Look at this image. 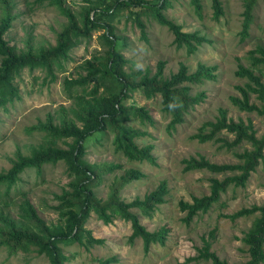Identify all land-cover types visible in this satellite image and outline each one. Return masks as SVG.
I'll list each match as a JSON object with an SVG mask.
<instances>
[{"label": "rangeland", "instance_id": "obj_1", "mask_svg": "<svg viewBox=\"0 0 264 264\" xmlns=\"http://www.w3.org/2000/svg\"><path fill=\"white\" fill-rule=\"evenodd\" d=\"M11 1L14 4L12 13H17L18 16L5 36L9 45L24 48L27 40L33 49L54 45L55 36L65 23V18L54 7L46 4L38 6L33 0ZM64 1L75 11L84 4L82 0ZM168 1L170 6L163 11L164 15L179 24L183 32H197L205 38L198 49L187 54L184 48H175L170 31L151 19L142 18L146 39H141L139 29L130 21L121 18L114 21L119 33L126 38L127 45L121 52L131 61L130 66L134 70L147 69L153 74L157 62L163 61V76L168 77L177 71L179 64H184L188 72L192 73L200 63L215 67L212 72L214 78L190 85L189 93H201L203 98L187 109L183 114V122L177 124L173 130L167 128L170 116L161 111L159 95L146 99L140 90H136L125 101L128 106L133 104L144 107L152 118L151 124H141L137 120L128 124L145 134L136 139L137 144L153 145L154 165L128 161L114 152L112 135L108 133L100 137L99 141L91 139L86 142L85 156L89 162L119 164L121 168L115 170L113 175L128 169H136L142 174V177L125 184L118 191L119 198L125 202L135 198L142 199L145 194L156 190L160 183H165L164 202L157 205L150 216L145 217L137 209L134 210L147 231L166 229L163 243L155 242L145 249L140 239H129V222L115 218L104 224L91 213L84 228L91 232L95 240H101L102 243L88 248L77 243L62 245L63 252L69 257L65 264H98L99 261L107 259L112 260L109 264H212L210 261L192 259L197 256V250L202 248L203 240L209 242L210 251L227 264L244 263L249 259L247 246L241 239L258 216V212L235 220H231L229 216L241 209L261 206L264 203V158L249 175L244 187L229 186L208 212L195 215L188 223L184 220L185 213L179 211L177 203L180 200L190 202L192 197L208 195L209 179L222 180L232 175L211 174L205 170L185 171L182 160L190 157L199 159L201 156L218 165H234L238 163L234 153L250 148L249 144L242 143L228 150L225 146L220 147L221 142H199L193 137L205 122L217 118L220 108L226 110L227 118L234 122L250 120L256 136H264V115L240 112L229 101L230 96H238L236 86H243L246 82L234 75L237 66L249 67L250 52L257 47L264 48V0L253 1L247 35L243 39L240 34L247 0H220L223 15L218 20L212 18L210 0H199L202 7L201 17L196 15L191 0ZM100 34L101 31L93 32L91 39L82 41L71 50L69 60L64 62V69L55 70L54 81L41 69L24 68L16 77L20 99L8 105L6 112L0 111V172L10 168L16 151L28 154L31 146L42 141L41 133L29 132L32 126L44 122L46 116L54 113L58 106L69 104L62 80L64 77L75 76L76 66L100 50L97 38ZM257 70L259 72L254 70V73L260 75L264 83V67ZM249 102L259 105L255 94L249 97ZM216 138L231 141L233 135L220 132ZM19 178L8 193L0 186V213L17 218L18 204L22 197H27L46 224L55 223L58 219L57 212L53 209L57 205L55 195H59L62 189H67L70 181L64 163L44 165L40 174L34 168H28ZM111 179L112 174H108L96 188L100 198L106 197L107 184ZM0 264L49 262L46 257L37 255L34 251L10 253L2 246Z\"/></svg>", "mask_w": 264, "mask_h": 264}, {"label": "trees", "instance_id": "obj_2", "mask_svg": "<svg viewBox=\"0 0 264 264\" xmlns=\"http://www.w3.org/2000/svg\"><path fill=\"white\" fill-rule=\"evenodd\" d=\"M79 10H73L64 0H33L41 6L54 7L65 18V23L55 36L54 45L47 48L33 49L29 40L24 48L9 45L5 36L13 20L18 16L12 13L14 4L11 0H0V111L6 112L7 106L20 99L15 79L24 68L41 69L50 80L56 79L55 70L64 69V62L69 60L72 49L91 39L93 32L98 35L100 50L89 59L82 60L75 68V76L64 77L63 91L69 102L60 105L54 113L46 116L44 122L32 126L29 132L38 131L42 141L30 147L28 154L16 151L8 170L0 172V186L5 193L16 185L20 174L25 169L34 168L38 174L44 165H55L63 162L70 178L67 189L55 195L57 205L53 209L58 219L55 223L46 224L39 217L27 197H22L18 204V216L13 219L0 213V247H6L10 253L16 251H34L46 257L49 264H65L69 257L63 252L62 245L77 243L84 248L102 243L95 240L84 224L93 213L104 224L115 218L129 222L132 239H140L147 249L155 242L163 243L165 228L157 232H149L140 223L134 210L148 217L162 204L166 194L165 183L156 190L145 194L142 199L135 198L125 202L119 198L118 191L127 183L142 177L136 169H128L121 174L113 175L121 168L119 164L89 162L85 156L89 140H100L105 133L112 135V148L126 160L133 162L155 163L153 145L140 146L136 139L143 137L144 132L128 124L137 120L141 124L152 123V118L144 107L125 101L131 93L140 90L146 99L156 95L160 97L161 111L170 116L167 128L173 130L183 122V114L191 105L198 103L203 94L191 95L190 85L199 84L214 78L215 67L197 64L195 71L190 73L184 64H179L175 73L163 76L165 63L158 61L156 71L134 70L132 64L121 52L127 43L114 21L125 18L140 32V38L146 39L145 24L142 20L151 19L158 25L166 27L173 36L175 48H184L187 54L194 53L205 41L197 32H183L179 24L166 17L163 11L170 6L168 0H82ZM254 0H247L244 11V23L241 38L247 35L250 12ZM197 16L201 17L199 0L190 1ZM212 18L218 20L223 15L220 0H210ZM249 67L238 65L234 75L246 80L243 86H236L238 96H230L232 106L240 112L264 115V83L255 71L264 67V48L257 47L248 56ZM129 65V66H128ZM128 66V67H127ZM259 72V71H258ZM255 94L259 105L251 104L249 97ZM226 110L220 108L214 121L205 122L193 137L199 142L218 141L220 147L228 150L242 143L249 144V149L234 153L238 163L215 164L204 157H190L182 160L185 171L205 170L211 174L232 173L222 180L209 179V194L192 197L190 202L180 200L177 205L180 212L185 213L184 220L189 222L195 215L206 213L211 206L220 200L229 186L244 187L249 175L255 171L263 160L264 136L258 138L250 120L234 122L226 116ZM205 130V133L203 132ZM220 132L233 135V139L216 138ZM101 135V136H100ZM112 174L107 184L108 193L100 198L96 188L104 178ZM6 205V203H4ZM258 212L250 228L241 241L247 246L249 259L239 264H264V203L241 209L229 216L235 220ZM193 260L201 259L212 264H227L210 251L209 242L203 240L202 248ZM191 259V260H192ZM112 260H101L98 264H109Z\"/></svg>", "mask_w": 264, "mask_h": 264}]
</instances>
